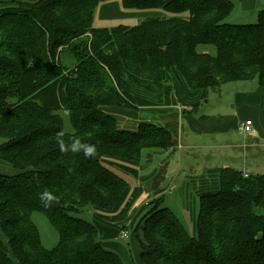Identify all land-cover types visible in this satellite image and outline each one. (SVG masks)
Listing matches in <instances>:
<instances>
[{
	"label": "trees",
	"instance_id": "16d2710c",
	"mask_svg": "<svg viewBox=\"0 0 264 264\" xmlns=\"http://www.w3.org/2000/svg\"><path fill=\"white\" fill-rule=\"evenodd\" d=\"M101 1L0 0V160L18 172L0 174L7 239L0 264H123L104 246L102 229L79 216L88 207L112 211L128 187L105 157L140 161L146 150L173 148L177 129H120L104 108L135 109L123 91L128 81L161 93L164 74L176 69L189 90L240 81L264 87V11L256 23L236 25L226 21L230 0H122L125 9L169 16L97 29ZM65 49L71 67L61 64ZM218 181L198 199L193 236L162 199L149 204L134 226L143 264H264V175L224 167ZM45 191L49 202L41 200ZM34 213L58 233L52 250L42 245Z\"/></svg>",
	"mask_w": 264,
	"mask_h": 264
},
{
	"label": "crops",
	"instance_id": "0c3cea01",
	"mask_svg": "<svg viewBox=\"0 0 264 264\" xmlns=\"http://www.w3.org/2000/svg\"><path fill=\"white\" fill-rule=\"evenodd\" d=\"M232 1L234 10L248 16L250 20L264 11V0ZM166 15L169 16L156 9H125L122 0H105L100 2L95 13L94 28L110 29L119 25L135 27L147 18H163ZM204 50V47L197 49L199 53ZM164 79L165 86L161 93H153L131 81L127 82L124 93L135 109L104 108L119 121L118 125L121 122L119 128L123 130H126L123 128L126 125H137L138 130L143 124L158 126L156 123L163 121L177 126L173 148L144 151L140 161L105 157L108 158L105 163L127 181L128 187L112 211L94 208L97 212L93 214L92 220L102 229L103 243L107 249L115 251L125 260L133 251L139 257V262L136 258L137 264L143 262L134 226L147 206L161 199L152 200L150 190L159 194L171 188V209L184 220L189 215V220L195 226L198 199L204 193L218 190L222 168L232 167L246 175H264V162L258 165L250 162L264 159V87L259 86L257 81L226 84L224 88L232 92L230 107L219 104L213 112L201 114L200 103L210 104L216 93L220 102L223 88L219 91L189 90L176 69L166 72ZM184 113L189 114L184 116ZM184 119L185 133L180 134V121ZM247 121L252 122V131L243 134L238 128ZM230 131H237L242 138L230 139L226 135ZM198 151L203 153L200 160L196 159ZM183 162L195 163V167L190 168L184 176L181 175V171H185ZM164 181L167 183L164 184ZM123 231L127 233L125 239L122 238ZM121 243L126 245V249L122 248Z\"/></svg>",
	"mask_w": 264,
	"mask_h": 264
},
{
	"label": "rangeland",
	"instance_id": "374dc122",
	"mask_svg": "<svg viewBox=\"0 0 264 264\" xmlns=\"http://www.w3.org/2000/svg\"><path fill=\"white\" fill-rule=\"evenodd\" d=\"M105 1V0H103ZM232 1V0H230ZM259 15V13H258ZM257 15V17H258ZM228 23H232V24H236V25H252L254 23L257 22V18H255L254 20H250V18L248 16L243 15V13H237V11L234 10V12L232 13V15L226 20ZM87 37L90 38V34H87ZM203 47V46H200ZM205 48V47H204ZM60 60H61V64L64 66H69L71 67L74 64V60L72 58L71 52L69 49H65L64 51L61 52L60 54ZM171 71V70H170ZM129 82V81H128ZM223 88L221 90L220 93H222L221 96V101L218 102L217 99V93L216 95L212 96V100L210 102V104H204V102L202 101L200 103L199 108H201V114L202 113H211L213 112L214 109L218 108L219 104H223L225 107H230V103H229V97L231 96L229 92V89H227L226 87ZM188 90V89H187ZM124 91V90H123ZM198 108V109H199ZM198 113V111H197ZM189 113H184V116H186ZM119 122V121H118ZM158 125L161 126H166L168 124H166L164 121L161 123H156ZM119 125H121V122L119 123ZM122 127V126H121ZM186 127V120H182L180 121V134L185 133V131L183 132V129ZM126 130H131V131H136L137 130V125L133 126V125H126L125 127H123ZM68 129V128H67ZM239 132H240V126H239ZM189 131L186 133V135H188ZM227 137H229L230 139H234V138H242L241 136L238 135L237 131H230L228 134H226ZM198 141H200V139H198ZM3 142V140L0 139V143ZM147 152V150H146ZM201 154H203L202 152L198 151V155L196 157L197 160H200L202 157L200 156ZM105 160H108V158H104L103 159V164L107 167L108 164L105 163ZM253 165H258L260 163L264 162V159H254L252 161H250ZM183 165L185 167V171H181V175L184 176L185 173L190 171V168H194L195 167V163H189V162H183ZM109 167V166H108ZM179 168V166H178ZM0 173L4 174V175H8V176H13L16 175L18 172L17 170L13 169L9 164H7L6 162L0 160ZM167 181H164V184H166ZM150 193H152L151 195V199H157V198H161L163 199L162 205L163 206H169L171 208V196L172 193L171 192V188H168L167 190H165V192H159L155 193L153 191H149ZM162 193V194H160ZM159 195V196H158ZM152 206H147L146 210L144 211V213L142 214V216L139 218V220L136 222V224L140 221V219L151 209ZM97 212L93 207H88L86 209H84L80 216L82 219L88 220L89 222L93 223L94 225H99L96 222H94L92 220L93 214ZM180 215V214H179ZM185 227L187 228L188 232L190 233V235H195L196 233V224L194 226V224L189 220L190 216L188 215L187 218H185V220L182 218V216L180 215ZM185 217V216H184ZM32 220L35 223V225L37 226L39 233H40V237H41V242L44 248H46L47 250H52L54 247H56V245L58 244L59 241V236L58 233L56 232V230L53 228V226L51 225L50 221L48 220V218L41 214V213H34L32 215ZM194 227V228H193ZM125 233V231H123L122 235ZM0 240L3 243L7 242V239L5 237V235H3V233L0 230ZM130 240V239H129ZM121 246L123 249H126V245L124 243H121ZM115 252V251H114ZM116 253V252H115ZM129 253V250L128 252ZM118 254V253H117ZM119 255V254H118ZM123 264H137V260L139 262V257L133 253V251H131L128 254V259L125 260V258H123V256L119 255Z\"/></svg>",
	"mask_w": 264,
	"mask_h": 264
},
{
	"label": "clouds",
	"instance_id": "9594fccd",
	"mask_svg": "<svg viewBox=\"0 0 264 264\" xmlns=\"http://www.w3.org/2000/svg\"><path fill=\"white\" fill-rule=\"evenodd\" d=\"M80 142L79 141H75L72 145V151H78V148L76 147L77 144H79ZM60 148H61V151H65V145L63 143V141L61 140L60 141ZM94 153V147L92 146H87V148L85 149V155H92ZM41 200L42 201H51L52 200V196L47 192L45 191L44 193L41 194Z\"/></svg>",
	"mask_w": 264,
	"mask_h": 264
},
{
	"label": "built area",
	"instance_id": "2783aa9c",
	"mask_svg": "<svg viewBox=\"0 0 264 264\" xmlns=\"http://www.w3.org/2000/svg\"><path fill=\"white\" fill-rule=\"evenodd\" d=\"M252 131V122L251 121H247L245 123H242L240 125V132L243 133V134H247V133H250ZM245 177H248V175L245 174ZM122 238H127V233L125 232L123 235H122Z\"/></svg>",
	"mask_w": 264,
	"mask_h": 264
}]
</instances>
